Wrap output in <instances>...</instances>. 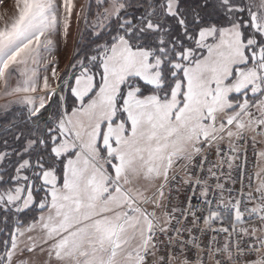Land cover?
<instances>
[{"label": "snow or ice", "instance_id": "1", "mask_svg": "<svg viewBox=\"0 0 264 264\" xmlns=\"http://www.w3.org/2000/svg\"><path fill=\"white\" fill-rule=\"evenodd\" d=\"M0 264H264V0H0Z\"/></svg>", "mask_w": 264, "mask_h": 264}]
</instances>
